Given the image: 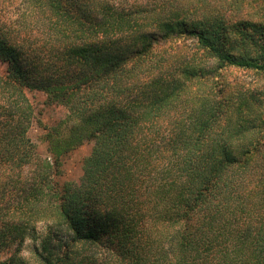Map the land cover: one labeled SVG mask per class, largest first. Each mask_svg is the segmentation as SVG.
I'll return each mask as SVG.
<instances>
[{
	"label": "trees",
	"instance_id": "trees-1",
	"mask_svg": "<svg viewBox=\"0 0 264 264\" xmlns=\"http://www.w3.org/2000/svg\"><path fill=\"white\" fill-rule=\"evenodd\" d=\"M19 1L17 29L0 21V264H264V92L227 77H264V0ZM27 91L66 109L46 157Z\"/></svg>",
	"mask_w": 264,
	"mask_h": 264
},
{
	"label": "rangeland",
	"instance_id": "rangeland-1",
	"mask_svg": "<svg viewBox=\"0 0 264 264\" xmlns=\"http://www.w3.org/2000/svg\"><path fill=\"white\" fill-rule=\"evenodd\" d=\"M117 3H125L126 0H115ZM131 1V0H130ZM127 1V2H130ZM25 5L19 0H0V21L9 30L15 31L17 29V22L19 17L23 16L25 12ZM186 51L190 54L193 53V47L190 44L186 45ZM6 64L0 63V77L4 76L6 72ZM229 80L238 81L240 86H244L247 90H261L264 92V77H259L254 74L244 72H230L228 73ZM26 96L35 110V119L32 127L28 133V136L37 146V152L41 157H46V143L44 142V136L46 132L54 129H61L64 133H67L68 128L59 126L61 120L64 119L66 109L62 107H47L44 105L45 96L40 92L27 91ZM89 146L74 151L63 165V180L77 181L81 176L80 164L81 160L87 155ZM44 223H39L35 227V234L31 238H27L20 248L19 255L25 259H29L32 255L34 248L39 244V238L45 232ZM14 249L9 250L0 255V260L4 259Z\"/></svg>",
	"mask_w": 264,
	"mask_h": 264
}]
</instances>
